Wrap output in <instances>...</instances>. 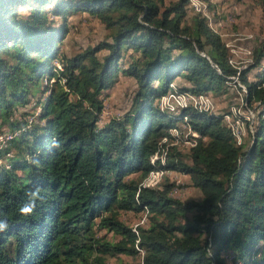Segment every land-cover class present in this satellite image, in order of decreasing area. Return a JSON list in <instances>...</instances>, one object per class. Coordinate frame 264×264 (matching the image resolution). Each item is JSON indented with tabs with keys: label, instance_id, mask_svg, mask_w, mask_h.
I'll return each mask as SVG.
<instances>
[{
	"label": "trees",
	"instance_id": "1",
	"mask_svg": "<svg viewBox=\"0 0 264 264\" xmlns=\"http://www.w3.org/2000/svg\"><path fill=\"white\" fill-rule=\"evenodd\" d=\"M257 3L264 17V0ZM187 5L0 0V128L6 129L0 220L9 225L0 232V264H109L138 251L141 264H264V70L255 82L246 79L264 62V41L251 65L237 70L206 20L188 16ZM77 14L96 20L107 37L61 55L68 18ZM118 74L135 82L128 109L98 126L101 98ZM232 78L247 106L262 108L249 143L238 144L221 114L193 107L170 114L160 106L174 94L176 79L186 84L175 86L179 94L200 97L223 94ZM31 100L39 108L31 122L24 112L13 117ZM180 123L198 136L186 138L193 147L183 144V131L171 136ZM53 140L58 147L49 148ZM165 140L180 143L168 149L165 163L153 164ZM157 171L188 177L200 201L170 197L174 185L166 176L143 188ZM36 188L44 199L21 215L26 193ZM140 212L146 228L133 231L119 220L120 213Z\"/></svg>",
	"mask_w": 264,
	"mask_h": 264
},
{
	"label": "rangeland",
	"instance_id": "2",
	"mask_svg": "<svg viewBox=\"0 0 264 264\" xmlns=\"http://www.w3.org/2000/svg\"><path fill=\"white\" fill-rule=\"evenodd\" d=\"M177 0H166L167 3L176 2ZM200 7H192L193 0H188V5L186 6L188 16L191 14H199L206 20L207 27L219 37L224 47L228 51L230 66L236 68L237 70H244L252 63V53L260 48L264 41V17L261 14L260 8L258 6L257 0H196ZM196 3V4H197ZM202 7V8H201ZM19 14H25V9H20ZM68 34L63 39V41L58 46V52L61 55L73 56L77 53L82 52L87 47H94L99 42L103 41L107 37V32L104 31L102 26L96 21L89 18L86 15H74L68 18L67 21ZM106 53L101 52L97 56L99 59L102 58ZM250 61L248 62V60ZM54 66H58L57 62L53 63ZM264 70V62H261L260 67L250 70L246 79L248 82H255L256 76ZM233 83H228L226 90L223 94L218 95H202L200 97H195L191 94H179L175 86H182L186 84L180 80L176 79L173 83L172 90L174 94L170 93L169 96L161 100V103H169L170 101H189L193 99V102H188V104L177 103L176 109L172 110L167 106L160 104L161 108L168 113H178V110H184L187 108H194L201 112H207L212 114H221L224 121L227 123L229 128L234 133L239 145L242 144V139L247 138V133L241 130V126L251 127V132H253L254 122L256 115L262 110L257 104L251 105L249 108L253 111V118L244 112H238L237 108L239 104L246 103L243 100V95L245 91L243 87L237 83L238 81H232ZM135 90V82L127 77L118 74L113 86L103 93L101 98L103 102L102 113L99 116L98 126H102L104 123L111 119H119L127 111L129 106V100L132 93ZM188 95V97L186 96ZM204 103L208 104L207 110H204ZM35 100L29 101L27 107L18 108L15 112L17 117L20 114L26 113V120L31 122L39 112V108L35 107ZM18 118V117H17ZM180 130L184 132L185 141L183 144L188 147H193L192 141H186V132L190 134L189 130L183 126L182 123L179 124V130L171 131V136L175 139L180 135ZM6 133V129L0 128V137H4L3 134ZM198 136L195 135V138ZM250 140H246L249 143ZM6 142V141H5ZM3 141L0 142V147L4 145ZM180 141H176L174 144H169L165 140L163 145L160 146L158 156L152 158L153 164L155 163H165V157L168 149L171 146L178 145ZM182 153L187 157L188 152L185 147H180ZM187 159V158H186ZM151 162V164H152ZM0 164H4L2 160ZM152 164V165H153ZM162 165V164H161ZM164 165V164H163ZM162 165V166H163ZM174 185V189L170 192V197L177 199L181 202H198L201 199L199 192L192 187H190V182L188 177L182 176L176 173H163L162 171H157L150 174L148 179L143 183V188H155L159 185L162 178L165 177ZM136 176H131L135 178ZM119 220L121 223L131 230L135 231L136 227L147 226V219L145 212H140L137 214L133 213H120ZM100 235H104V231L100 232ZM108 240H113L110 234L106 235ZM143 252L138 251V255L135 258H130L126 256H118L115 259H109V264L116 263L118 260L124 264H141Z\"/></svg>",
	"mask_w": 264,
	"mask_h": 264
},
{
	"label": "clouds",
	"instance_id": "3",
	"mask_svg": "<svg viewBox=\"0 0 264 264\" xmlns=\"http://www.w3.org/2000/svg\"><path fill=\"white\" fill-rule=\"evenodd\" d=\"M53 147H58V143L55 140H53L49 145V148ZM31 162L33 164L38 163V161L35 159H33ZM26 196L27 201L19 208L20 214L25 216L31 215L37 206V201H42L44 199L39 188H36L35 190H29L26 193ZM8 227L9 225L6 220H0V232L6 231Z\"/></svg>",
	"mask_w": 264,
	"mask_h": 264
},
{
	"label": "built area",
	"instance_id": "4",
	"mask_svg": "<svg viewBox=\"0 0 264 264\" xmlns=\"http://www.w3.org/2000/svg\"><path fill=\"white\" fill-rule=\"evenodd\" d=\"M197 3V1L196 0H193V4H192V7H200L199 5H198V3ZM202 8V7H201ZM250 61V59L248 60V62ZM232 81H236V79L235 78H232ZM188 102H193V99H191V100H189V101H170L169 103H160L161 105H163V106H167V107H169L170 109H172V110H175L176 109V103H183V104H188ZM240 102V104H239V107L237 108V110H238V112H244V113H246V114H248L249 116H251V119L253 118V111L247 106V104L246 103H241V101H239ZM204 110H206V108H207V103H204V107H202ZM241 130H243L245 133H250L251 134V127H243V126H241ZM186 136H188V137H190L191 138V140L194 138L193 136H191L190 134H188L187 132H186ZM5 140V138H3V139H0V142L1 141H4ZM191 140H189V142L191 141Z\"/></svg>",
	"mask_w": 264,
	"mask_h": 264
},
{
	"label": "bare ground",
	"instance_id": "5",
	"mask_svg": "<svg viewBox=\"0 0 264 264\" xmlns=\"http://www.w3.org/2000/svg\"><path fill=\"white\" fill-rule=\"evenodd\" d=\"M177 104V103H176ZM207 108H208V104H207ZM207 108H206V110H207ZM252 129V128H251ZM252 133V132H251ZM191 135V134H190ZM192 136V135H191ZM195 138V137H194ZM5 141H6V139H5Z\"/></svg>",
	"mask_w": 264,
	"mask_h": 264
}]
</instances>
